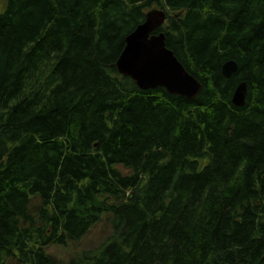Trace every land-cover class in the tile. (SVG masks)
Segmentation results:
<instances>
[{
  "label": "trees",
  "instance_id": "trees-1",
  "mask_svg": "<svg viewBox=\"0 0 264 264\" xmlns=\"http://www.w3.org/2000/svg\"><path fill=\"white\" fill-rule=\"evenodd\" d=\"M153 8L196 98L116 68ZM106 218L69 264H264V0H0V264Z\"/></svg>",
  "mask_w": 264,
  "mask_h": 264
},
{
  "label": "water",
  "instance_id": "water-1",
  "mask_svg": "<svg viewBox=\"0 0 264 264\" xmlns=\"http://www.w3.org/2000/svg\"><path fill=\"white\" fill-rule=\"evenodd\" d=\"M166 20L167 14L162 8L147 12L145 21L127 36L126 46L116 62L117 70L132 78L143 90L164 87L171 94L196 98L202 90V83L167 47L165 33H155ZM238 69V62L229 60L223 64L222 73L229 78ZM248 94L247 82H240L232 103L237 107L245 106Z\"/></svg>",
  "mask_w": 264,
  "mask_h": 264
},
{
  "label": "rangeland",
  "instance_id": "rangeland-1",
  "mask_svg": "<svg viewBox=\"0 0 264 264\" xmlns=\"http://www.w3.org/2000/svg\"><path fill=\"white\" fill-rule=\"evenodd\" d=\"M125 173L129 170L123 167ZM34 198H40L38 195ZM35 205L39 203L38 200L33 201ZM105 215V214H104ZM103 215V216H104ZM112 223L110 220L104 219L99 221L91 228V231L80 241H74L69 246H53L49 250L57 258L59 264H69L74 259H78L84 250L94 249L100 246L112 233ZM58 245V244H53ZM6 264H16L11 260H7Z\"/></svg>",
  "mask_w": 264,
  "mask_h": 264
}]
</instances>
